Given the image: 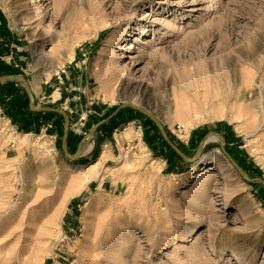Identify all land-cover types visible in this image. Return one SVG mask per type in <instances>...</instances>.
<instances>
[{"label": "rangeland", "instance_id": "obj_1", "mask_svg": "<svg viewBox=\"0 0 264 264\" xmlns=\"http://www.w3.org/2000/svg\"><path fill=\"white\" fill-rule=\"evenodd\" d=\"M7 72L0 264H264V0H0Z\"/></svg>", "mask_w": 264, "mask_h": 264}, {"label": "crops", "instance_id": "obj_2", "mask_svg": "<svg viewBox=\"0 0 264 264\" xmlns=\"http://www.w3.org/2000/svg\"><path fill=\"white\" fill-rule=\"evenodd\" d=\"M8 67L9 66H6L7 69H5V71L6 70L9 71ZM2 71H4V69H2ZM17 77H18V75H16V74L13 75V74L7 72L3 75H0V81L4 84V86H6L8 88L9 84L11 82H13L14 79ZM59 98H62V92H61ZM52 101L56 102L57 99L52 100ZM67 101H69V98H67L66 102ZM21 106H24V105L22 104ZM29 109H30V111L26 110L27 114L33 115L36 112H31V111L38 110L39 108L33 107L32 103H29ZM45 110L53 112V115L55 116L54 123L56 125H58L57 123L59 121L58 113H61L60 116L63 115L64 121H65L64 122L65 123V126H64L65 129L63 131L62 142H63V145H65L66 147L68 146L70 149H73V148H79L80 149V147L82 146V142H80L82 139V135H80V134L82 133V130H84V129L88 130V134H89L90 139L94 138L93 139V144H94V143H96V138H99V139L109 138V136L112 133V130H114V129L115 130L117 129V131L119 129H125L126 130L129 127V107L120 106L117 109H115L113 112H111L109 115H107L105 118H102V119H98L99 117H97L95 115L94 118L96 120V123H93V121L91 120L90 123L88 124V127H86V128L80 127V129H75L76 127L74 124L75 121H77V119H79V116L81 115L79 110H77V111L69 110V109H67V107H62L59 110H57V108H50L49 107L48 109H45ZM23 111L24 110H22V112ZM67 118L69 121H67ZM21 120H22V124H25L27 126L37 125V120H34V118L29 120V121L27 119H26V121H23V119H21ZM89 143L92 144V142H89ZM81 150H82L81 157L82 156L85 157L87 155H90L93 149H89V151H88L87 149H85V148L83 149V147H81ZM65 151H67V150H65ZM77 154H78V152H77ZM91 156L92 155H90V157Z\"/></svg>", "mask_w": 264, "mask_h": 264}, {"label": "bare ground", "instance_id": "obj_3", "mask_svg": "<svg viewBox=\"0 0 264 264\" xmlns=\"http://www.w3.org/2000/svg\"><path fill=\"white\" fill-rule=\"evenodd\" d=\"M39 40H41V38H39ZM43 40V39H42ZM45 42L44 41H42L41 43H39V44H37V47H39V46H43V44H44ZM42 48V47H41ZM38 50V49H37ZM41 50H39V51H37V55H38V59L41 57ZM60 63H56V64H54V70L53 71H56L57 69H59L60 68ZM219 137L218 135H212V136H210V139H212V140H215V139H217V137ZM91 148V145H90V147H89V149ZM89 149H88V151H89ZM103 156H105V154L103 155ZM101 158V157H100ZM92 167H95V164H93L91 167H89L88 168V170L87 171H90V169L92 168Z\"/></svg>", "mask_w": 264, "mask_h": 264}, {"label": "built area", "instance_id": "obj_4", "mask_svg": "<svg viewBox=\"0 0 264 264\" xmlns=\"http://www.w3.org/2000/svg\"><path fill=\"white\" fill-rule=\"evenodd\" d=\"M87 118H88L87 113H85V114H81V115L79 116L78 123H79L80 125L84 126L85 123H86V121H87Z\"/></svg>", "mask_w": 264, "mask_h": 264}, {"label": "water", "instance_id": "obj_5", "mask_svg": "<svg viewBox=\"0 0 264 264\" xmlns=\"http://www.w3.org/2000/svg\"><path fill=\"white\" fill-rule=\"evenodd\" d=\"M67 121H69L68 118H67ZM67 155H68V156H71V157H72V156H75V155H70L69 153H67Z\"/></svg>", "mask_w": 264, "mask_h": 264}]
</instances>
